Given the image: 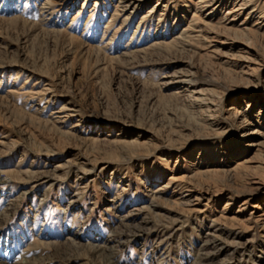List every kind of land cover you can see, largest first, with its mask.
Masks as SVG:
<instances>
[{"label": "rangeland", "instance_id": "rangeland-1", "mask_svg": "<svg viewBox=\"0 0 264 264\" xmlns=\"http://www.w3.org/2000/svg\"><path fill=\"white\" fill-rule=\"evenodd\" d=\"M45 1L0 0V264H264V0L249 53L235 0Z\"/></svg>", "mask_w": 264, "mask_h": 264}, {"label": "bare ground", "instance_id": "bare-ground-1", "mask_svg": "<svg viewBox=\"0 0 264 264\" xmlns=\"http://www.w3.org/2000/svg\"><path fill=\"white\" fill-rule=\"evenodd\" d=\"M142 1H144V0H120L119 1V3H120L119 4V7L115 10L113 17L115 16V18H116L117 17V14L119 12L122 13V14H126V13H128L130 11L128 14H131L132 11H135L136 7L139 6L142 3ZM230 1L231 0H198L197 1L198 2L197 4H200L201 5L200 7L210 6V10L206 14V16H208V18L210 19V18H213L214 17V13H215L216 10L222 9L223 6L226 3L230 2ZM252 1L253 0H235V2H237V3H235V5H232V7L230 8V10L225 11L224 16H223L224 19L222 18L223 21H224L222 28L224 30H226V31H230L231 30L234 33V35H238V36L242 37L243 41L241 40V42H242L241 44H243L245 46H242L241 47V50H243L245 53H249L250 52V48H248V46L252 45V44H248V43H251L250 37H253L254 35H256L255 28L254 29L253 28H248V27L246 28V27L243 26L244 22H246L245 20L248 19V16L251 17L253 15V13H252L253 10H248L250 8V5H253L252 4ZM55 3H56V0H46L44 2V5L52 6ZM252 8L255 10L254 7H252ZM258 8H261V7L259 6ZM262 9H264V7L261 8V10ZM261 10L259 11V15H258L259 17H258V19L264 18V11H261ZM243 12H246L245 13V17L239 23V26L232 27V25H233L232 23L235 21V18L238 15H240L241 13H243ZM256 21H257V19H256ZM256 21L252 24V26H256V24H257ZM221 22H219V23H221ZM218 42H219V44H226V39L225 38L224 39H221ZM179 81L181 83H183V84H185V83H189L190 84L192 82L190 78H185L183 76H181V78H180ZM263 107L264 106H260L259 110L263 109ZM64 108L65 107L62 106L59 110H57L55 112H57V113L63 112ZM261 112H264V110H262ZM236 113H237V115L238 114L239 115L241 114L240 111H237ZM245 117H246V115L243 114V118L241 120L243 121V119ZM255 189H257V186L256 187H253L252 190H250V191H253ZM194 200H197V199H194ZM196 204L197 203H192V204L188 205V211L194 210V208L197 206ZM246 221L247 222L245 224L247 225L246 226L247 228L250 227L249 225H251V223H256V224H260L261 225V229L264 230V212L258 213V215L256 217H253V218L250 216V217L247 218ZM205 259H207V258H206V256H203V255L200 258V260H205Z\"/></svg>", "mask_w": 264, "mask_h": 264}]
</instances>
